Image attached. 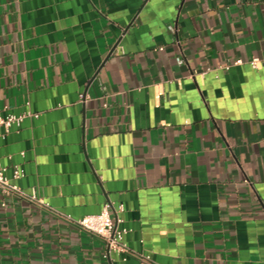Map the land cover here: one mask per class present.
<instances>
[{
	"label": "crops",
	"instance_id": "crops-1",
	"mask_svg": "<svg viewBox=\"0 0 264 264\" xmlns=\"http://www.w3.org/2000/svg\"><path fill=\"white\" fill-rule=\"evenodd\" d=\"M253 58L264 0H0V115H38L0 163L50 207L0 195V264H264ZM108 202L126 261L76 225Z\"/></svg>",
	"mask_w": 264,
	"mask_h": 264
},
{
	"label": "built area",
	"instance_id": "built-area-1",
	"mask_svg": "<svg viewBox=\"0 0 264 264\" xmlns=\"http://www.w3.org/2000/svg\"><path fill=\"white\" fill-rule=\"evenodd\" d=\"M182 63V62H181ZM260 63H264V60L253 58L247 62V64L253 69L257 70ZM244 64L241 59L235 60L232 64L226 65L225 70H228L231 66H240ZM84 96L80 95V100H83ZM37 114L31 112H25L20 115H0V137L5 136L12 127H19L26 118H37ZM6 167L0 163V195L7 197H18L27 199L29 202L45 209H50L49 205L39 198L35 191L31 195L25 194L16 184H13L11 180H19L24 175L15 167L12 171V177L9 179L6 176ZM113 210L115 218L112 219L110 211ZM122 212V206L114 210L111 203H106L102 211L97 215H88L82 219L76 221V225L84 232L98 237L101 239L106 248L107 257L111 254L116 255L122 261H126L128 257L133 253L126 244L124 237L128 233L125 228L119 227L121 220L117 217V213ZM143 264H152L149 257L139 256Z\"/></svg>",
	"mask_w": 264,
	"mask_h": 264
},
{
	"label": "water",
	"instance_id": "water-1",
	"mask_svg": "<svg viewBox=\"0 0 264 264\" xmlns=\"http://www.w3.org/2000/svg\"><path fill=\"white\" fill-rule=\"evenodd\" d=\"M113 50H114V49H112V51H111V52H113Z\"/></svg>",
	"mask_w": 264,
	"mask_h": 264
}]
</instances>
